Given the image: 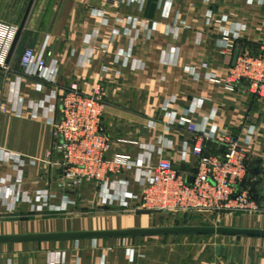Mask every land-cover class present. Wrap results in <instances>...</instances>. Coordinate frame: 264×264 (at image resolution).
Masks as SVG:
<instances>
[{
  "label": "crops",
  "instance_id": "0c3cea01",
  "mask_svg": "<svg viewBox=\"0 0 264 264\" xmlns=\"http://www.w3.org/2000/svg\"><path fill=\"white\" fill-rule=\"evenodd\" d=\"M29 3L0 0V22L19 28ZM237 33L240 38L235 40ZM263 42L264 0H145L143 6L138 0H35L9 63L11 72L0 68V155L24 160V195L34 199L41 191L49 192L44 214L66 217L8 223L0 235L147 228L134 216L118 222L115 218L103 228L75 225L67 217L84 203L102 212L120 209L117 203L102 202L98 184H85L78 195L68 190L47 165L53 108L73 82L86 95L98 86L105 90L103 129L110 139L109 157L125 155L137 162L150 154L152 165L168 160L191 181L194 136L173 118L194 111L190 115L198 128L217 132L218 138L206 144L207 154H223L221 137L228 133L248 151L245 187L264 203V99L248 93L243 84L230 90L225 81L236 50L256 54ZM45 46L52 53L48 67L58 68L55 84L22 72L25 51L40 54ZM10 177H17L14 163H0V182ZM111 180L128 181L131 192L140 191L136 168ZM68 200L78 201L66 211ZM31 211L30 203H20L15 214L21 219ZM255 216L258 220L246 227H231L262 229L264 217ZM233 239L0 245V264H264L263 239Z\"/></svg>",
  "mask_w": 264,
  "mask_h": 264
},
{
  "label": "built area",
  "instance_id": "2783aa9c",
  "mask_svg": "<svg viewBox=\"0 0 264 264\" xmlns=\"http://www.w3.org/2000/svg\"><path fill=\"white\" fill-rule=\"evenodd\" d=\"M125 1L130 3L134 0ZM144 1L138 0L142 6ZM18 29L0 22V68L7 73L11 72L7 60ZM239 38L237 33L234 39ZM51 57L47 46L40 54L33 49L26 50L21 59L24 76L55 84L58 68L48 67ZM225 81L230 90L243 84L248 93L264 99V42L256 54L241 51L236 65L229 67ZM105 109L106 93L102 86H98L93 94L86 95L79 84L73 82L58 95L51 117L52 143L47 165L60 174L65 188L76 191L88 183L98 184L104 204L117 203L120 208L152 215L194 214L216 223L239 214L264 216V203L254 200L245 187L248 151L234 135L228 133L221 137L225 145L223 154L209 155L206 144L218 138L217 132L213 130L209 133L198 128L190 115L194 111L173 118V122L186 127L194 136L192 154L196 162L190 181L168 160L162 159L152 165L150 154L137 162L125 155L109 157L110 139L103 129ZM8 162L14 163L17 177L0 182V210L4 208L13 213L20 203H30L32 211H44L50 199L49 192L41 191L34 199L24 195L21 189L24 160L1 154L0 163ZM134 168L138 174V193L130 191L128 181L111 180ZM111 183L112 188L109 186ZM69 205H75V201L68 200L63 210H67ZM127 241L123 240V244L126 245ZM134 254L132 250L131 255Z\"/></svg>",
  "mask_w": 264,
  "mask_h": 264
},
{
  "label": "water",
  "instance_id": "95a60500",
  "mask_svg": "<svg viewBox=\"0 0 264 264\" xmlns=\"http://www.w3.org/2000/svg\"><path fill=\"white\" fill-rule=\"evenodd\" d=\"M35 0H30L23 22L18 29L8 56L10 63L21 39L27 19ZM240 50L237 49L233 66L236 65ZM238 237L264 239V229L238 228L227 226H174L154 228H128L120 230L72 231L55 233L0 235V245L43 244L61 242L97 241L107 239L134 240L159 237Z\"/></svg>",
  "mask_w": 264,
  "mask_h": 264
},
{
  "label": "rangeland",
  "instance_id": "374dc122",
  "mask_svg": "<svg viewBox=\"0 0 264 264\" xmlns=\"http://www.w3.org/2000/svg\"><path fill=\"white\" fill-rule=\"evenodd\" d=\"M63 187V186H62ZM81 191H83V188L76 190V194H81ZM81 199V198H80ZM79 200V199H78ZM76 200V201H78ZM75 201V203H76ZM76 205V204H75ZM119 205V204H118ZM79 206V204H78ZM83 207L81 209L76 208V213L72 216H67L73 219V222L75 223V225H77L76 223H78V225L82 226L83 224H85L87 227L90 225H93V227L95 226H101L106 227V226H111L113 223V220L116 218V222H118V220L125 218L127 216H134V218H137V220H142L140 221L141 225L146 224L145 227L147 228H154V227H174V226H227V227H231V226H248V224L250 223V220H258V218L253 214H239L236 216H242L238 219V221H236L234 218V221H232L231 218L225 217L222 221L216 223V222H211L208 221L207 218H204L202 215H194V214H187L184 216H172V215H161V214H153L150 215L149 217H141L140 214H136V213H141V212H135V214H130L129 212H124L123 210H127V209H117L116 210L114 208H111L110 210L113 211H108L105 210L104 212L102 211H97L95 209H92V205H88L86 203H84L82 205ZM110 206H115L114 204H110ZM67 211V210H66ZM107 211V212H106ZM127 211H131V210H127ZM18 210L14 211L13 213L7 212L5 211L3 208L0 210V233L4 232V228L6 226V224L8 223H15V224H20L22 221H51L52 220H63L65 219L66 216L61 215L62 213L60 212H54L57 215H51V216H47V214H44L43 211H31L29 213H25L27 216H25V218L20 217L21 219H18L17 217H19L18 215H16L15 213H17ZM65 213V211H62ZM63 213V214H64ZM143 213V212H142ZM24 215V214H23ZM14 219H12V218ZM16 217V218H15ZM264 217V216H263ZM264 220V218H263ZM144 222V223H143ZM143 223V224H142ZM118 223H116L117 225ZM261 227H263L262 229H264V222L262 223V225H260ZM258 227V226H257ZM7 232V230L5 231ZM164 239H173V240H177L180 238H190V239H195L198 240H206V242H209V240L211 239H223V238H236L233 240H240L242 238H238V237H161ZM258 239V238H257ZM264 240V239H263ZM39 245V244H38ZM15 246H22V245H18L16 244ZM24 246V245H23ZM28 246V245H25ZM2 247H0L1 249ZM16 248V247H15Z\"/></svg>",
  "mask_w": 264,
  "mask_h": 264
}]
</instances>
